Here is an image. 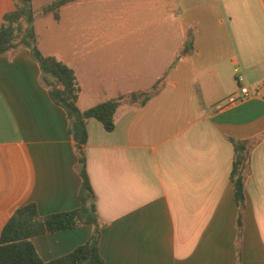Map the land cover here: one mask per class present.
Returning <instances> with one entry per match:
<instances>
[{
  "label": "crops",
  "instance_id": "obj_1",
  "mask_svg": "<svg viewBox=\"0 0 264 264\" xmlns=\"http://www.w3.org/2000/svg\"><path fill=\"white\" fill-rule=\"evenodd\" d=\"M15 8L0 0V29ZM61 11L82 24L71 54L53 55L76 72L80 110L123 98L115 130L88 121L84 146L105 263L264 264V0H79ZM102 11L122 30H100ZM240 88L250 97L219 110ZM69 125L31 51L0 56V239L28 204L42 218L81 207ZM237 142L253 145L242 208ZM94 230L32 242L50 262Z\"/></svg>",
  "mask_w": 264,
  "mask_h": 264
},
{
  "label": "trees",
  "instance_id": "obj_2",
  "mask_svg": "<svg viewBox=\"0 0 264 264\" xmlns=\"http://www.w3.org/2000/svg\"><path fill=\"white\" fill-rule=\"evenodd\" d=\"M14 11L4 16L0 29V56L14 53L21 48L31 51L34 61L41 70L42 85L48 89L53 102L63 108L69 119V133L77 144L80 153V174L83 186L80 193L81 207L77 210L52 214L42 218L35 204L19 208L4 227L0 239V264H106L100 254L102 225L96 209V196L87 173L84 146L87 143V123L97 120L108 132L116 128L115 116L123 98L101 103L86 111L78 107L81 87L76 72L54 56L44 55L39 48L35 32L37 16L33 11L32 0H15ZM79 0H55L42 14L53 15L60 20L63 7ZM236 157L231 181L236 202L240 208L245 204V181L253 145L237 142ZM82 226H93L90 240L73 252L45 262L39 256L32 239L45 234L73 230Z\"/></svg>",
  "mask_w": 264,
  "mask_h": 264
},
{
  "label": "rangeland",
  "instance_id": "obj_3",
  "mask_svg": "<svg viewBox=\"0 0 264 264\" xmlns=\"http://www.w3.org/2000/svg\"><path fill=\"white\" fill-rule=\"evenodd\" d=\"M52 2L53 0H32L33 11L37 16L34 25L35 32L43 54L64 58L71 54L73 49L71 44L76 43L75 33L81 29L82 24H77V17L67 12L61 11L59 21H56L53 15H43V10ZM104 15L102 11L100 17L97 18L96 25L100 30H122L119 25L114 24L113 20L111 23L110 20L105 19ZM84 22L83 25L88 26L87 20ZM150 76H152L151 72H147V77L150 78Z\"/></svg>",
  "mask_w": 264,
  "mask_h": 264
},
{
  "label": "built area",
  "instance_id": "obj_4",
  "mask_svg": "<svg viewBox=\"0 0 264 264\" xmlns=\"http://www.w3.org/2000/svg\"><path fill=\"white\" fill-rule=\"evenodd\" d=\"M241 91V97H229L226 102L220 103L217 107L219 110H223L225 108L231 107L233 105L238 104L239 102H242L243 100L250 97V92L247 88H240Z\"/></svg>",
  "mask_w": 264,
  "mask_h": 264
},
{
  "label": "water",
  "instance_id": "obj_5",
  "mask_svg": "<svg viewBox=\"0 0 264 264\" xmlns=\"http://www.w3.org/2000/svg\"><path fill=\"white\" fill-rule=\"evenodd\" d=\"M241 223V222H240Z\"/></svg>",
  "mask_w": 264,
  "mask_h": 264
}]
</instances>
